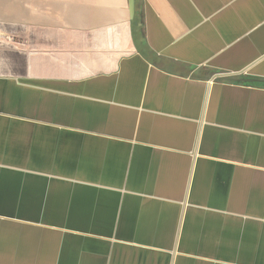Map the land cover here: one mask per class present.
<instances>
[{
    "label": "crops",
    "instance_id": "0c3cea01",
    "mask_svg": "<svg viewBox=\"0 0 264 264\" xmlns=\"http://www.w3.org/2000/svg\"><path fill=\"white\" fill-rule=\"evenodd\" d=\"M10 2L33 45L0 80L37 86L0 211L59 233L13 264H264V0ZM27 165L65 178L22 196Z\"/></svg>",
    "mask_w": 264,
    "mask_h": 264
},
{
    "label": "water",
    "instance_id": "95a60500",
    "mask_svg": "<svg viewBox=\"0 0 264 264\" xmlns=\"http://www.w3.org/2000/svg\"><path fill=\"white\" fill-rule=\"evenodd\" d=\"M134 7L135 0H132V13L135 11ZM218 77L221 75L214 76V80ZM36 86L37 84L28 80H0V115L31 118L29 116L32 112L26 106H30L31 91L29 89ZM44 225L53 226V224L36 218L18 220L0 211V264L19 263V260L27 256L29 258L38 253L44 254L47 246L54 249L55 242L49 238L51 242L47 239L42 242L35 240L38 234L56 233V231L41 227Z\"/></svg>",
    "mask_w": 264,
    "mask_h": 264
},
{
    "label": "rangeland",
    "instance_id": "374dc122",
    "mask_svg": "<svg viewBox=\"0 0 264 264\" xmlns=\"http://www.w3.org/2000/svg\"><path fill=\"white\" fill-rule=\"evenodd\" d=\"M4 1V5L0 3V76H8L18 72H23L26 62L25 56L27 49L33 45L31 41H28L27 38H25L24 23L11 19L8 12L5 10L6 6L9 5L7 4L9 0ZM10 3L17 5L22 9L23 0H11ZM10 158H3V161L6 162ZM46 165L48 166V164H43V167ZM43 167L42 169H39L33 167V165L26 166V171H22L25 181L22 183L23 187L20 189V195L26 196L28 192L33 190L34 186H32V184L36 179H43V186H48L54 181H58L60 179L63 180V178H65L57 173L56 170L44 169ZM23 198H21V200H23ZM78 208L83 209V207ZM67 213L69 214L70 211Z\"/></svg>",
    "mask_w": 264,
    "mask_h": 264
}]
</instances>
